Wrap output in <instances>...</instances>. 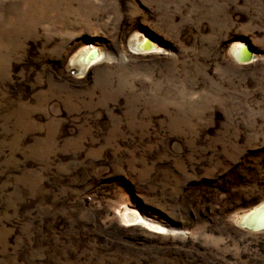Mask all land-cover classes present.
Listing matches in <instances>:
<instances>
[{"label":"rangeland","instance_id":"obj_1","mask_svg":"<svg viewBox=\"0 0 264 264\" xmlns=\"http://www.w3.org/2000/svg\"><path fill=\"white\" fill-rule=\"evenodd\" d=\"M263 203L264 0H0V264H264Z\"/></svg>","mask_w":264,"mask_h":264},{"label":"bare ground","instance_id":"obj_2","mask_svg":"<svg viewBox=\"0 0 264 264\" xmlns=\"http://www.w3.org/2000/svg\"><path fill=\"white\" fill-rule=\"evenodd\" d=\"M130 44L135 50L139 52H148L153 48L149 39H146L143 42H141L138 39V36H135L134 38H132V40L130 41ZM230 51L235 61L242 65H246L247 62L251 63L252 61V59L250 61H247L249 59L247 57L248 52H249V55H251L250 53L253 54V56L251 55V58L255 56L254 52L248 46H245L243 43H236L231 48ZM97 55H99L97 51L93 53L91 49H86L84 53L81 54L80 52L72 59L73 65L74 63H77V62L81 64L82 65L81 71L83 72L87 68H90V66H92V64H94L97 61V58H96ZM124 216H125L126 223L128 226L145 223L141 215L135 210L127 209L126 213H124ZM243 219H242V222H244L249 227L250 226L256 227V226L264 225V203L260 205L253 213H251L248 216H245ZM147 225L150 227V229H154L158 232L159 231L161 232L162 230V228L159 226L150 225V224H147Z\"/></svg>","mask_w":264,"mask_h":264},{"label":"water","instance_id":"obj_3","mask_svg":"<svg viewBox=\"0 0 264 264\" xmlns=\"http://www.w3.org/2000/svg\"><path fill=\"white\" fill-rule=\"evenodd\" d=\"M93 51V53L96 51V50H92ZM252 56H253V54L252 53H250ZM247 57L249 58L247 61H250L251 59H253L254 60V57L253 58H251V55H249V52L247 53ZM256 209H254V210H251L250 212H248V213H243V214H239V216L236 218L237 220H235L236 222V224H237V226L238 227H240L241 229H245V230H248V231H252V232H261V231H264V225H261V226H247L244 222H242V219L245 217V216H248V215H250L251 213H253L254 211H255ZM244 220V219H243ZM237 222H239L240 223V225H239V223H237Z\"/></svg>","mask_w":264,"mask_h":264}]
</instances>
